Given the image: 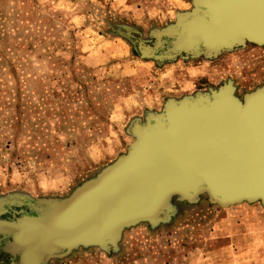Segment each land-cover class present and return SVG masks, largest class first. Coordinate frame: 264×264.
<instances>
[{
  "label": "rangeland",
  "instance_id": "obj_1",
  "mask_svg": "<svg viewBox=\"0 0 264 264\" xmlns=\"http://www.w3.org/2000/svg\"><path fill=\"white\" fill-rule=\"evenodd\" d=\"M192 0H0V196L64 197L127 152L135 118L168 98L229 79L235 93L264 84L253 42L214 57L140 56L131 30L175 23ZM152 227L124 229L117 250L80 246L47 264H264V206L174 197ZM3 261V260H2Z\"/></svg>",
  "mask_w": 264,
  "mask_h": 264
},
{
  "label": "water",
  "instance_id": "obj_2",
  "mask_svg": "<svg viewBox=\"0 0 264 264\" xmlns=\"http://www.w3.org/2000/svg\"><path fill=\"white\" fill-rule=\"evenodd\" d=\"M192 2L152 39L131 30L140 56L214 57L248 41L264 48V0ZM235 90L229 79L133 119L127 152L68 196H0V254L10 258L4 264H47L80 246L117 250L125 228L167 222L174 197L264 206V84L243 98Z\"/></svg>",
  "mask_w": 264,
  "mask_h": 264
},
{
  "label": "flooded vegetation",
  "instance_id": "obj_3",
  "mask_svg": "<svg viewBox=\"0 0 264 264\" xmlns=\"http://www.w3.org/2000/svg\"><path fill=\"white\" fill-rule=\"evenodd\" d=\"M9 262H10V258L7 256V254L1 253L0 254V263L4 264V263H9Z\"/></svg>",
  "mask_w": 264,
  "mask_h": 264
}]
</instances>
